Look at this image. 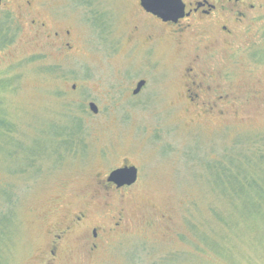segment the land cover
Masks as SVG:
<instances>
[{"label": "rangeland", "instance_id": "rangeland-1", "mask_svg": "<svg viewBox=\"0 0 264 264\" xmlns=\"http://www.w3.org/2000/svg\"><path fill=\"white\" fill-rule=\"evenodd\" d=\"M43 1L40 14L71 36H19L0 51V216L14 214L2 264H43L47 229L76 210L106 220L122 208L124 232L97 256L70 245L59 264H264V10L231 49L189 40L193 30L194 44L169 34L147 54L128 43L129 27L144 24L135 0ZM191 68L210 88L198 109L184 92ZM57 133L74 134L60 160ZM239 149L257 184L241 198L205 167ZM123 162L140 168L138 184L92 199L96 177Z\"/></svg>", "mask_w": 264, "mask_h": 264}, {"label": "flooded vegetation", "instance_id": "flooded-vegetation-1", "mask_svg": "<svg viewBox=\"0 0 264 264\" xmlns=\"http://www.w3.org/2000/svg\"><path fill=\"white\" fill-rule=\"evenodd\" d=\"M182 1L185 4V17L177 23H173L165 22L157 16L146 12L141 5V1L135 0L134 4L140 11V17L144 20V24H134L129 27L130 37L128 43L147 54H151L161 38L164 40L166 36L171 34L172 38L178 41L177 43L182 41L181 44H183L188 41L187 34L196 30L194 39L190 38L189 40H196L198 37L204 38L207 35L209 40L213 41L210 47H207L208 49L216 48L218 45H225L231 49L235 39L241 35L243 30L247 31L250 24H255L257 20H262L263 18L259 13L264 10V0ZM43 2V0H0V51L13 46L19 36L27 39L26 43L29 45L38 43L40 36L44 35L54 41H63L71 36V30L66 29L63 31L59 24H57V28H53L48 18L40 14ZM96 16L98 15L96 14ZM98 20L96 18V21ZM185 23H187L186 26H184ZM54 30L56 31L54 32ZM146 30L151 32L143 36L141 40L137 39ZM180 37L181 39L186 37V39L181 40ZM167 42L164 41L163 44ZM188 43L189 45L194 44L193 41H188ZM65 46H70V44L65 43ZM185 72L188 73L189 77L184 88V92L187 95V104H191L198 109L200 108V100H203L201 95L205 96L207 92L209 93L210 88L204 86V74L198 77V75L194 74L192 68L185 70ZM192 74L193 76H191ZM141 81H144L145 85L138 94H134L138 83ZM139 82L132 92L135 97L146 88L148 81L147 79H141ZM223 99L224 97L222 96L218 97V100ZM201 104L204 106L203 102ZM55 135H57L56 137H67L62 143L56 144L54 142L51 150L54 153L53 155H57L58 160H60L61 150L64 151L65 149L68 151L74 147V145L70 144L73 143L71 138L74 134L61 135L57 133ZM132 166L138 170L135 184L118 187L108 181L111 172L101 179L97 176L91 183L92 185L89 186L92 192V199L112 200L115 195L120 196L119 199H122V197L124 198V193L129 194L130 190L140 180V168L123 162L121 166L115 169ZM102 217L98 215L94 219L89 216L87 211L79 209L50 226L47 229L44 248L40 254L41 262L43 264H59L63 259L68 260L70 258V245L80 249L82 251L81 255L97 256L100 249L107 244L109 239L117 236L115 234L124 232L128 225V214L124 208L120 209L119 212L117 211L113 216H107L106 220Z\"/></svg>", "mask_w": 264, "mask_h": 264}, {"label": "trees", "instance_id": "trees-1", "mask_svg": "<svg viewBox=\"0 0 264 264\" xmlns=\"http://www.w3.org/2000/svg\"><path fill=\"white\" fill-rule=\"evenodd\" d=\"M23 146V145H21ZM238 149V148H237ZM248 153L244 150L233 151V154H223L221 158L206 161L205 167L208 170L209 178L214 184H221L230 189V195L234 197H244L247 188L253 190L257 187L256 182L247 183L250 179L248 175ZM259 162V161H258ZM255 184V186H254ZM247 193H245L246 195ZM13 215L8 214L0 216V264L3 260V243L6 235L8 236L9 228L12 227Z\"/></svg>", "mask_w": 264, "mask_h": 264}, {"label": "water", "instance_id": "water-1", "mask_svg": "<svg viewBox=\"0 0 264 264\" xmlns=\"http://www.w3.org/2000/svg\"><path fill=\"white\" fill-rule=\"evenodd\" d=\"M143 9L165 22L177 23L185 17V4L182 0H140ZM144 81L138 83L134 94H138L143 86ZM75 89V86H73ZM89 110L93 114H98L99 109L95 103L89 104ZM138 170L136 167H124L114 170L110 173L108 181L116 184L118 187L131 186L136 183Z\"/></svg>", "mask_w": 264, "mask_h": 264}]
</instances>
